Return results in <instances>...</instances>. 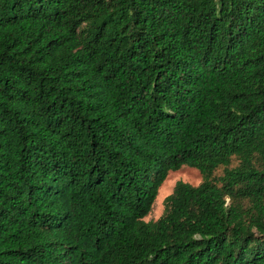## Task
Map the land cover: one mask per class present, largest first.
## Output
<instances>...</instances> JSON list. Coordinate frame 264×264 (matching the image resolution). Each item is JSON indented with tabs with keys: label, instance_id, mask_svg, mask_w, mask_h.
Returning <instances> with one entry per match:
<instances>
[{
	"label": "trees",
	"instance_id": "1",
	"mask_svg": "<svg viewBox=\"0 0 264 264\" xmlns=\"http://www.w3.org/2000/svg\"><path fill=\"white\" fill-rule=\"evenodd\" d=\"M0 264H264V0H0Z\"/></svg>",
	"mask_w": 264,
	"mask_h": 264
},
{
	"label": "rangeland",
	"instance_id": "2",
	"mask_svg": "<svg viewBox=\"0 0 264 264\" xmlns=\"http://www.w3.org/2000/svg\"><path fill=\"white\" fill-rule=\"evenodd\" d=\"M222 170L218 171V174H221ZM203 178L200 172L194 168L184 166L178 171H172L169 173L166 181L163 183L159 189L158 197L153 205V210L151 214L145 219L147 222L157 220L163 210V202L165 198L173 193L174 187L177 182L183 181L191 185L197 186L202 182Z\"/></svg>",
	"mask_w": 264,
	"mask_h": 264
}]
</instances>
